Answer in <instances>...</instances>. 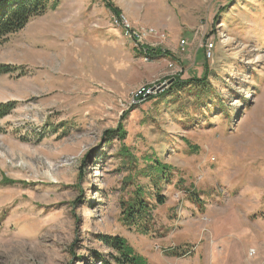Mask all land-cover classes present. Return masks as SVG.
<instances>
[{"label":"rangeland","instance_id":"obj_1","mask_svg":"<svg viewBox=\"0 0 264 264\" xmlns=\"http://www.w3.org/2000/svg\"><path fill=\"white\" fill-rule=\"evenodd\" d=\"M0 65V264H264V0H61Z\"/></svg>","mask_w":264,"mask_h":264},{"label":"trees","instance_id":"obj_2","mask_svg":"<svg viewBox=\"0 0 264 264\" xmlns=\"http://www.w3.org/2000/svg\"><path fill=\"white\" fill-rule=\"evenodd\" d=\"M60 2L61 0H0V42L6 41L10 36L20 32L32 19L43 15L48 9L57 6ZM14 70L16 69L0 65V76L10 74ZM205 75L206 73L201 80L197 81L203 83ZM190 84V82H180L173 79L172 86L175 89ZM151 98L153 96L149 99ZM16 106L15 102L0 103V120L9 116ZM162 169L166 168L163 167ZM157 200L159 204L162 203L161 198L158 197ZM149 215L150 208L140 197L126 202L122 212L125 223L138 227L139 231L145 234H147L148 229L141 222L145 223ZM100 241L105 248L114 252V255L111 256L113 264H146L145 259L136 255L124 239L103 237Z\"/></svg>","mask_w":264,"mask_h":264},{"label":"built area","instance_id":"obj_3","mask_svg":"<svg viewBox=\"0 0 264 264\" xmlns=\"http://www.w3.org/2000/svg\"><path fill=\"white\" fill-rule=\"evenodd\" d=\"M113 24L116 26H119L122 28L123 32L125 33V35L129 36V38L133 39L134 42L136 43H141V35L138 34V32L131 30L128 23H126L123 19L122 16H118L113 18ZM181 44H185L184 41H181ZM212 48H213V44L209 43L206 44L205 50H206V55L208 57V59H210L212 57ZM160 85H153V86H143L141 88H139L138 90H136L135 92H133L132 94V98H131V103L132 104H139L144 100L149 99L150 97H152L156 92L160 91Z\"/></svg>","mask_w":264,"mask_h":264},{"label":"water","instance_id":"obj_4","mask_svg":"<svg viewBox=\"0 0 264 264\" xmlns=\"http://www.w3.org/2000/svg\"><path fill=\"white\" fill-rule=\"evenodd\" d=\"M164 87H166L165 84L160 85V89H161V90H162Z\"/></svg>","mask_w":264,"mask_h":264}]
</instances>
